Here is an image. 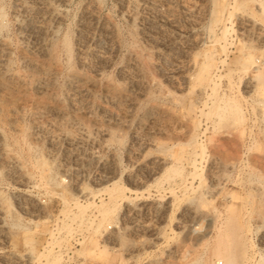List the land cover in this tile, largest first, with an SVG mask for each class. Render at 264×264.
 <instances>
[{
  "label": "rangeland",
  "instance_id": "374dc122",
  "mask_svg": "<svg viewBox=\"0 0 264 264\" xmlns=\"http://www.w3.org/2000/svg\"><path fill=\"white\" fill-rule=\"evenodd\" d=\"M262 2L0 0V264H264Z\"/></svg>",
  "mask_w": 264,
  "mask_h": 264
},
{
  "label": "bare ground",
  "instance_id": "6f19581e",
  "mask_svg": "<svg viewBox=\"0 0 264 264\" xmlns=\"http://www.w3.org/2000/svg\"><path fill=\"white\" fill-rule=\"evenodd\" d=\"M258 1V0H257ZM260 3V2H259ZM262 3H264V2H262ZM23 7V6H22ZM261 9H264V5H262V4H260V6H259ZM26 8V7H25ZM1 13V12H0ZM61 14V13H60ZM60 14L58 13V14H56V16H54V20L55 21H57L58 19H60L59 17H60ZM1 20V19H0ZM26 21V20H25ZM20 26V25H19ZM58 26V25H57ZM214 41V40H213ZM4 44V43H3ZM213 45V44H212ZM5 47V46H4ZM3 49V48H2ZM7 50L9 49L8 47L6 48ZM45 51V50H44ZM47 52H49V51H47ZM55 52V51H54ZM23 53V52H22ZM3 54V53H2ZM24 54V53H23ZM5 55V54H4ZM4 55H2V56H4ZM204 55V54H203ZM23 56V55H22ZM51 58V57H50ZM247 58H250V57H247ZM4 59H6L5 58V56H4ZM23 59H24V62L26 63V64H28V65H33L34 64V62H33V60L32 59H30V58H28L26 55H24V57H23ZM52 60H53V57H52ZM213 56L211 55V52L210 53H206V55H205V59H204V61H203V63L200 65V71H199V73H198V76L196 77V78H198V80H197V85L200 87V89H201V87L202 86H204L205 85V82H206V79H207V77L209 76V74H210V72H211V69H212V66H213ZM0 64H2V63H4V60L3 59H1L0 60ZM6 63V62H5ZM47 63V62H46ZM248 63H249V61H248ZM2 68V67H1ZM56 68H58V67H56ZM199 69V68H198ZM44 70V69H43ZM45 72V71H44ZM69 77L72 79V80H75V79H83L84 78V76H83V74H81L80 72H72V73H70V75H69ZM5 78V77H4ZM195 78V79H196ZM252 79V78H251ZM249 80V79H248ZM8 81H11V82H13V83H20V81H19V78L18 77H15V76H12L11 78H9V80ZM196 81V80H195ZM253 82V81H252ZM252 82L250 81L249 82V87L250 86H252L253 88H255V87H257V85H255L256 83H254V85L252 84ZM22 83V82H21ZM41 83V82H40ZM1 84L6 88V87H8L9 86V83L7 84V82H4V80H2V82H1ZM93 84H96V82H94L93 81ZM44 85H46V84H40V85H38L39 87H44ZM91 85H92V83H91ZM195 85V84H194ZM208 85V84H207ZM93 86V85H92ZM196 87V86H195ZM259 88V87H258ZM40 89V88H39ZM199 89V88H198ZM105 90H106V95L108 96V97H111V98H114V97H121V95H122V91L121 90H119V89H117V88H115L111 83H107L106 84V86H105ZM198 92L200 91V90H197ZM197 92V94L199 95V93ZM232 103V102H231ZM34 104V103H33ZM32 104V105H33ZM233 104V103H232ZM34 106V105H33ZM230 106V105H229ZM40 107L41 106H39V105H35L34 107H33V111L34 112H38L39 110H40ZM223 108V107H222ZM239 110V109H238ZM229 112L230 113H232V117L230 116V118H232L233 120H234V122L236 123V121H239L240 120V114H239V112L240 111H237L236 110V108L234 107L233 109H232V112L229 110ZM39 113V112H38ZM223 115V114H222ZM220 116H221V114H220ZM219 116V117H220ZM222 117V116H221ZM226 118V117H225ZM229 119V118H228ZM220 120H222V118H220ZM223 120H224V117H223ZM240 122V121H239ZM234 123V124H235ZM199 126V125H198ZM240 132V131H239ZM241 132H243V131H241ZM240 134V133H239ZM242 135V134H241ZM236 137H238V136H236ZM196 138V137H195ZM239 138V140H238V142H236V143H226L225 141L224 142H220V143H218V144H212L211 145V147H210V150H211V154L215 157V160L216 159H218V160H220V162H222V164L224 165V167H229L230 165H232V163H233V161L237 158V153H239L238 152V150H239V145L241 144V137L239 136L238 137ZM226 139V138H225ZM192 146V145H191ZM210 146V145H209ZM244 146V145H243ZM255 147V146H254ZM180 148V147H179ZM204 148V147H203ZM250 148V147H249ZM181 149H182V147H181ZM194 149V148H193ZM255 150V149H254ZM253 150V151H254ZM202 150H200V152H201ZM175 152H177V151H175ZM6 153V152H5ZM174 153V152H173ZM169 153L168 155H167V158L166 159H164L163 161H164V163H167V161H174L175 159H176V155L175 154H177V153ZM192 154V153H191ZM197 154H198V152H197ZM10 155H12V154H10ZM199 155V154H198ZM197 155V156H198ZM180 156V155H179ZM213 157V158H214ZM179 159H182L181 157H178ZM195 159V158H194ZM96 160V159H95ZM217 160V161H218ZM219 162V161H218ZM98 163H99V161H98ZM214 163H216V161L214 162ZM254 163V162H253ZM19 164V163H18ZM172 164V163H171ZM20 165H18V167H19ZM41 166V165H40ZM46 166V165H45ZM1 168V167H0ZM158 170V169H157ZM175 170V169H174ZM29 171V170H28ZM49 171V170H48ZM220 171V170H219ZM218 171V172H219ZM221 173V172H220ZM224 173V172H223ZM44 176V175H43ZM215 176V175H214ZM31 177V176H30ZM30 177H27L26 176V179H25V181L28 183V184H30L31 182H30V179H32V178H30ZM218 177V176H217ZM216 177V178H217ZM215 178V177H214ZM214 178H211V179H214ZM222 179V178H221ZM215 181V180H214ZM217 181V180H216ZM219 181V180H218ZM215 183V182H214ZM33 185V184H32ZM28 186V185H27ZM34 186V185H33ZM29 187H31V185H29ZM80 193L82 194V195H86V192H85V189L84 188H80ZM143 202V201H142ZM2 203V202H1ZM8 206V205H7ZM3 206H1V204H0V213L3 211V210H5V208L3 207ZM195 210L197 209V208H194ZM199 209V208H198ZM202 210V209H201ZM200 212V211H199ZM3 214H4V212H2ZM7 213H9V212H7ZM3 214H2V216H3ZM198 214V213H197ZM207 214H209V212L207 213ZM198 216V215H197ZM195 217V216H194ZM199 217H201V216H199ZM198 219V218H197ZM230 220H232V219H230ZM261 220V219H260ZM234 221V220H233ZM233 221L231 222V223H233ZM261 222V221H260ZM230 223V224H231ZM237 225H238V223H236ZM231 225H234V224H231ZM236 225V226H237ZM3 227V226H2ZM239 227V226H238ZM237 228V227H236ZM231 230H233V228H231ZM235 230V229H234ZM237 231H239L238 230V228H237ZM231 232V231H230ZM236 232V231H235ZM234 232V233H235ZM231 234V233H230ZM241 234V233H240ZM239 233H238V235L237 236H239L240 235ZM233 236V235H232ZM235 237V236H234ZM240 237V236H239ZM238 237V238H239ZM240 239V238H239ZM237 240V239H236ZM228 242V241H227ZM234 242V241H233ZM231 243V242H230ZM235 243V242H234ZM237 244H238V246H239V243H241V241H239V243L238 242H236ZM225 244H227V243H225ZM236 244V245H237ZM228 245V244H227ZM235 245V244H234ZM243 247H242V246ZM240 246H241V249L242 248H244V243H242ZM240 246H239V250H240ZM226 248V247H225ZM235 248H237L238 249V247L237 246H235ZM224 249V248H223ZM234 249V248H233ZM236 249V250H237ZM222 251H224V250H222ZM234 251V250H233ZM235 252V251H234ZM240 252V251H239ZM244 252V253H243ZM241 253H243V254H245V249L243 250H241ZM240 253V254H241ZM237 254H238V252H237ZM227 255V254H226ZM230 256H231V254H229ZM233 255H235L234 253H233ZM232 255V256H233ZM225 256V255H224ZM229 256V257H230ZM229 257L227 256V258L229 259ZM236 257V256H235ZM237 257H239V256H237ZM236 257V258H237ZM234 257H232V259H233ZM236 258H234L235 259V261H234V259H233V264L236 262ZM243 258V257H242ZM262 258H264V257H262ZM29 259V258H28ZM30 260V259H29ZM242 260V259H241ZM241 260H239V261H241ZM222 261H225V260H222ZM227 261V262H226ZM226 261L224 262V263H226V264H230L231 262H230V260H227L226 259ZM223 263V264H224ZM238 263V262H237Z\"/></svg>",
  "mask_w": 264,
  "mask_h": 264
}]
</instances>
